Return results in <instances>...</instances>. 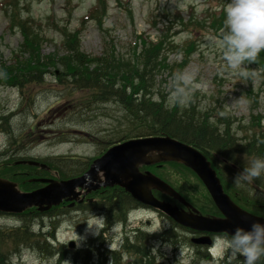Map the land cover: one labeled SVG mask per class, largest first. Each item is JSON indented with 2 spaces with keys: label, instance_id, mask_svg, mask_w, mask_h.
Returning a JSON list of instances; mask_svg holds the SVG:
<instances>
[{
  "label": "trees",
  "instance_id": "16d2710c",
  "mask_svg": "<svg viewBox=\"0 0 264 264\" xmlns=\"http://www.w3.org/2000/svg\"><path fill=\"white\" fill-rule=\"evenodd\" d=\"M101 4L102 0H97L96 7L91 11L93 16ZM23 39V55L16 53L11 64H0V79L20 91V104L24 106L25 113L34 108L39 91L53 94L56 100L46 109V113L62 112L54 125L55 130L51 132L53 142L74 140L94 144L101 152L88 159L68 155L44 159L10 155V151L24 148L20 142L30 143L27 137H33V133L40 130L36 123H32L19 134L11 133L10 147L0 152V177L16 182L24 191H31L41 184L29 179L51 174H56L59 179L79 176L88 169L93 159L124 140L170 136L198 148L210 161L230 198L242 209L264 218V177L243 188H237L232 182L237 172L242 170L243 157H264L263 119L257 120L253 116L248 126L240 123L238 129L242 135L239 136L228 116H218L215 121L212 111L198 109L192 100L187 104L182 103L180 96L175 101L166 100L162 93L153 91V73L169 67L163 57L162 40L144 45L147 48L127 59L113 49H104L100 55L87 54L81 50L77 35L65 32L61 39L62 52L44 55L40 49L41 37L28 32L24 23ZM260 64L250 66L261 69L264 74V59ZM176 66L181 69L184 65ZM49 74L51 80L47 79ZM59 102L63 103L55 107ZM114 122L118 127H113ZM15 140H19V143H15ZM20 159L38 160L45 163L48 169L14 164ZM141 170H147L163 181L202 215L222 216L202 182L184 164L165 160L142 166ZM153 194L160 200L182 207L171 195L158 190H154ZM139 207L147 209L120 187L97 192L93 202L79 205V209L76 207L77 216L74 218L82 223L96 213L104 218L103 229L97 238L88 240L82 250L71 254L67 251L68 257L74 264H164L154 252L153 247L158 243L175 249L189 247L195 260L209 261L207 247L191 243L192 235L186 236L194 232L166 216L171 224L168 228L157 233H143L139 228H130L124 235L121 248L107 249L102 243V235L113 226H126L128 213ZM72 213L70 208L60 205L43 213L32 208L18 215L21 218L19 225L0 229V264H10L7 258L11 253H19L23 247L41 250L49 256H59L51 245L54 230L60 222H65V216H72ZM38 226L48 231H36ZM58 252L63 254L66 249L60 246ZM224 254L222 264H241L243 260L240 257L227 262L231 257L230 252L226 250ZM260 264H264V258Z\"/></svg>",
  "mask_w": 264,
  "mask_h": 264
},
{
  "label": "rangeland",
  "instance_id": "374dc122",
  "mask_svg": "<svg viewBox=\"0 0 264 264\" xmlns=\"http://www.w3.org/2000/svg\"><path fill=\"white\" fill-rule=\"evenodd\" d=\"M228 2L102 0L93 16L91 11L96 7L97 0H0V64H11L16 53L23 55V23L28 32L41 37L40 49L44 55L62 52L64 32L76 34L81 41V50L87 54L100 55L104 49H113L127 59L147 48L144 45L162 40L163 57L169 67L153 73L152 90L162 93L166 100L175 101L178 96L185 104L192 100L198 109L212 111L215 121L218 116H228L237 135L241 136L238 125L242 123L248 126L253 116L257 120L263 119L261 125L264 126V74L261 69L250 66L261 65L264 52L255 61L245 62L238 69L225 66L219 40ZM176 64L184 66L180 69ZM184 75L193 77L188 85L179 79ZM47 79L51 80L52 76L49 74ZM52 95L39 91L34 108L25 113L24 106L20 104V91L0 79V152L10 147L13 131L19 134L32 123H36L40 130L34 132L33 137H27L30 143L20 142L24 148L10 151V155L38 159L68 155L88 159L101 152L94 144L74 140L62 143L52 141L51 132L62 116L61 111L46 113V109L56 100ZM113 125L118 127L116 122ZM18 141L15 140V143ZM76 216L75 212L72 216H65V223L60 222L54 230L51 245L59 256H49L41 250L23 247L19 253H11L7 261L10 264H74L68 252L71 254L85 248L88 240L96 238L102 228L101 223L89 229L87 224L95 219L91 217L93 214L82 223L74 218ZM20 220L18 216L0 214V229L16 227ZM170 225L165 216L144 210L132 216L124 229L119 225L109 228L102 239L107 249L118 250L130 228L141 227L148 233H157ZM40 229L39 226L35 228L36 231ZM46 231L48 229H41L43 233ZM186 236H190L189 233ZM69 241L75 242L74 248H68ZM62 245L66 249L63 254L58 252ZM153 248L158 260L164 264H214L195 260L193 251L186 247L179 252L181 247L175 249L157 243ZM223 251L217 246L214 255L222 256Z\"/></svg>",
  "mask_w": 264,
  "mask_h": 264
},
{
  "label": "water",
  "instance_id": "95a60500",
  "mask_svg": "<svg viewBox=\"0 0 264 264\" xmlns=\"http://www.w3.org/2000/svg\"><path fill=\"white\" fill-rule=\"evenodd\" d=\"M155 154L156 157H149ZM162 160H174L190 168L202 181L222 217L199 214L183 201L163 181L149 171H140V166ZM39 165L35 161H19ZM42 168L45 165H40ZM32 181L45 183L41 188L23 192L15 182L0 178V212L19 214L28 208L47 211L62 200H77L84 193L114 185L123 188L133 199L170 217L175 223L204 235L192 238L198 245H211L209 234L232 233L236 227L249 229L253 222L264 223V218L253 215L237 206L224 192L221 182L210 162L196 147L169 136L133 138L110 147L95 159L81 176L55 180L37 178ZM157 189L180 200L188 212L176 205L156 198ZM70 248L74 243H70Z\"/></svg>",
  "mask_w": 264,
  "mask_h": 264
},
{
  "label": "clouds",
  "instance_id": "9594fccd",
  "mask_svg": "<svg viewBox=\"0 0 264 264\" xmlns=\"http://www.w3.org/2000/svg\"><path fill=\"white\" fill-rule=\"evenodd\" d=\"M219 44L227 68L238 69L245 62L255 61L264 52V0H229ZM179 79L188 85L193 77L184 75ZM261 177H264V157H243L242 170L232 182L237 188H243ZM103 222V217H95L87 225L92 229ZM217 245L228 250L233 260L242 257L241 264H260L264 258V223L253 222L249 229L236 227L234 232L219 236Z\"/></svg>",
  "mask_w": 264,
  "mask_h": 264
},
{
  "label": "flooded vegetation",
  "instance_id": "af4514ba",
  "mask_svg": "<svg viewBox=\"0 0 264 264\" xmlns=\"http://www.w3.org/2000/svg\"><path fill=\"white\" fill-rule=\"evenodd\" d=\"M97 192H95V193H97ZM90 199L92 200V198H89V195H86L84 197H81L80 201L74 202L73 204H70L71 201L63 200L62 206L63 207L66 206V207H68L70 209H76V207L78 208L79 205H84V204L86 205L87 203H91L92 201Z\"/></svg>",
  "mask_w": 264,
  "mask_h": 264
},
{
  "label": "bare ground",
  "instance_id": "6f19581e",
  "mask_svg": "<svg viewBox=\"0 0 264 264\" xmlns=\"http://www.w3.org/2000/svg\"><path fill=\"white\" fill-rule=\"evenodd\" d=\"M149 157H156V155H155V154H152V155H149ZM105 244H106V243H105ZM105 244H104V245H105ZM107 244H108V243H107ZM111 244H112V243H111ZM111 244H110V245H111ZM110 245H108V246H110ZM205 253H206V252H205ZM206 255H207V254H206ZM92 258H93V257H92ZM199 259H200V258H199ZM200 261H201V260H200ZM204 261H205V260H204Z\"/></svg>",
  "mask_w": 264,
  "mask_h": 264
}]
</instances>
